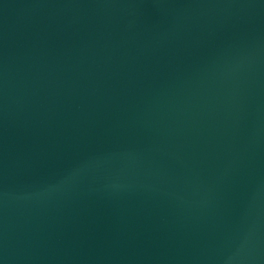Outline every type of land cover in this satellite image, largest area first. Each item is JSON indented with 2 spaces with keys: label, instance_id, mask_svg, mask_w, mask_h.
I'll use <instances>...</instances> for the list:
<instances>
[{
  "label": "water",
  "instance_id": "1",
  "mask_svg": "<svg viewBox=\"0 0 264 264\" xmlns=\"http://www.w3.org/2000/svg\"><path fill=\"white\" fill-rule=\"evenodd\" d=\"M0 264H264V0H0Z\"/></svg>",
  "mask_w": 264,
  "mask_h": 264
}]
</instances>
